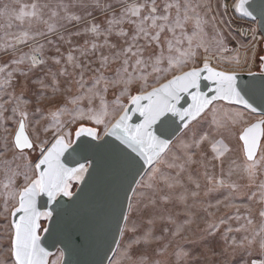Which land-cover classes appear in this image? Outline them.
I'll use <instances>...</instances> for the list:
<instances>
[{
  "label": "rangeland",
  "instance_id": "rangeland-1",
  "mask_svg": "<svg viewBox=\"0 0 264 264\" xmlns=\"http://www.w3.org/2000/svg\"><path fill=\"white\" fill-rule=\"evenodd\" d=\"M237 1L210 0L206 11L209 0H0V264H13L11 213L36 178L41 150L56 136L73 140L79 128L90 127L101 137L132 96L205 63L226 73L260 70L263 38L255 22L238 16ZM153 2L154 15L168 16L156 21L166 25L158 41L151 39L159 31L151 19L140 24ZM168 4L180 5L179 25L177 9ZM133 6L139 16L128 13ZM138 26L148 36L137 34ZM161 52L187 63L157 73L152 58ZM32 56L44 63L33 67ZM167 66V59L159 65ZM17 105L28 116L30 151L13 147ZM259 120L264 117L215 103L176 138L142 177L151 187L136 186L137 211L125 221L108 264H264V134L252 163L239 140ZM214 144L227 149L223 156L217 158ZM61 259L58 251L49 264Z\"/></svg>",
  "mask_w": 264,
  "mask_h": 264
},
{
  "label": "snow or ice",
  "instance_id": "snow-or-ice-1",
  "mask_svg": "<svg viewBox=\"0 0 264 264\" xmlns=\"http://www.w3.org/2000/svg\"><path fill=\"white\" fill-rule=\"evenodd\" d=\"M248 4L249 0H238L234 6L235 11L241 13L243 16H251L252 12L246 7ZM33 7H35V5ZM172 7L177 9L176 23L179 25L180 5H166V9ZM205 7L206 11H211L210 0ZM127 11L130 16L140 15L139 7L133 6L128 8ZM156 11L157 9L153 2L149 14L145 15L140 21V24L143 25L144 21L151 19V26L159 29V31L152 36L151 39L153 41L159 40L160 32H163L166 27V25L157 24L156 21L160 19L164 21L168 20V16L154 15ZM187 11V5H185V20L189 18L187 16ZM72 18L78 19V17ZM129 22L131 23L132 21L130 20ZM109 23H111V21ZM49 30H51V26H49ZM168 30L172 31L170 28ZM90 31L96 32L97 28L93 27ZM139 33L148 36V30L145 27L138 26L137 34ZM121 34L123 35V33ZM135 38L134 36L132 39L135 40ZM168 44L169 50L171 51V42L169 41ZM93 47H95V45ZM133 55H135V53H133ZM182 55H187L190 58L193 53H184ZM30 59L33 67L44 63L43 60H39L35 56H32ZM152 59L153 71L157 73H168L173 69L178 70L187 63L186 60L175 58L171 55L165 57L163 52L155 55ZM165 59L168 61V66L166 68L159 67L161 62ZM72 60L73 57L69 55L68 61L71 62ZM59 62V60H56V63ZM13 63H23V60H14ZM142 63L143 61L138 58L136 64ZM125 64H127V61H125ZM76 67H80V65L77 64ZM2 70L3 69H0V71ZM202 71L208 73L203 79L212 81L216 85L214 89L216 95L209 97L200 91ZM129 76L130 79L126 83H131V74H129ZM139 78L145 81L147 80V76ZM182 94H188L192 101L187 107H178L182 99ZM216 99L229 100L236 104H242L246 108L252 107L248 101L243 98L240 91H238L234 74L213 70L205 63L203 69L194 67L190 70L180 72V74L173 75L171 79L167 80L166 83L161 84L159 87H153L151 91L132 96L130 98V103L134 105V108L131 110L125 108L123 114L119 115V118L116 119L106 135H114L120 144L131 154H135L136 157L142 160L143 164L153 165L162 159V154L171 150L176 134L181 129H184L186 135L187 129L190 127L189 122L194 121L196 117ZM141 101H146L147 103H141ZM73 103H75V101H73ZM13 111L19 112L20 116L18 128L13 137V147L23 152V150L33 147L32 141L26 133V121L28 116L25 111L20 109L19 105H17V108ZM130 111L139 114V123H130L132 120V116L129 115ZM252 111H255V109L252 108ZM89 112H91V109H89ZM169 117L173 118L171 123H169ZM176 117L179 118V124H177L174 119ZM95 122L101 123L102 120L97 117L95 118ZM57 123H59V121H57ZM173 124L177 126L172 127ZM157 125L162 129L159 134L154 130ZM261 125H264V120L244 128L241 132L240 140L243 142V150L248 160L253 159L259 147L261 135L264 134ZM45 131H47V129H45ZM81 135H86L92 140L99 139L98 134L93 129L81 127L76 132V136L80 137ZM201 139H203V137ZM73 145H76V147H73ZM89 147L90 145L87 143L81 145L77 143L76 140H66L63 135H58L54 142L51 143V147H48L46 151L44 149L41 150V157L35 165L37 170L36 178L19 193V206L12 212L13 216L20 214L19 219L14 221L11 225L13 229V235L11 237L13 264H44L46 253L39 245L37 229L41 226L39 223L41 216H51L52 213L50 211L42 213L38 210L37 197L42 195L47 196L48 202H51L61 194L64 196H71L72 193L69 191L71 182L73 180L78 181L82 179V174L87 171V168L83 163H78L75 167H68L62 160V157H64L66 153H76L78 150L79 153H84ZM226 150L227 149L223 148V146L218 147L216 144L213 145V151L216 152L217 158L223 156ZM251 167L252 166H250V168ZM157 171L158 170L154 169L153 178ZM133 183L138 187H151V184H146L142 179H134ZM132 190L136 192L137 188H133ZM133 199V197H128V210L123 216L125 221H129L131 214L137 211L135 204L132 202ZM149 203H152V201H149ZM143 210L146 212L149 211L148 205H145ZM260 215L264 216V211H262ZM210 227L214 226L210 225ZM125 230L126 226L121 229V232L123 233ZM127 230L135 231V228L133 227ZM136 243H140V241L137 240ZM129 247H131V245ZM261 247L264 248V244H262ZM253 264H255V262H253Z\"/></svg>",
  "mask_w": 264,
  "mask_h": 264
},
{
  "label": "water",
  "instance_id": "water-1",
  "mask_svg": "<svg viewBox=\"0 0 264 264\" xmlns=\"http://www.w3.org/2000/svg\"><path fill=\"white\" fill-rule=\"evenodd\" d=\"M246 7L252 12L251 16H243L239 12L236 13L244 20L255 22L259 33L262 35L263 55L260 59L261 67L258 72L229 74L235 75L238 91H240L243 98L252 107L246 108L242 104H236L229 100L216 99L194 121L215 103L236 106L257 116L264 117V0H249V4ZM204 65L198 68L203 69ZM208 67L220 71L210 65ZM207 74L206 71H202L201 73L200 91L211 97L216 95L214 91L216 85L212 81L203 79ZM161 84L156 87H159ZM191 102L188 94H182V99L178 107H187ZM141 103L147 102L141 101ZM125 108L131 110L134 108V105L129 100ZM252 108L255 111H252ZM121 114H123V111ZM129 115L132 116L130 123L140 122L138 113L130 111ZM118 118L119 116L116 119ZM116 119L98 140H92L86 135L77 137L76 132L80 128L75 132L73 140H76L81 145L87 143L90 147L84 153H79L78 150L76 153H66L62 157V160L68 167H75L78 163H83L87 168V171L82 174V179L71 182L69 188V191L72 193L71 196L61 194L51 202H48L47 196L42 195L37 197L38 210L42 213L48 211L52 213L51 216H41L39 223L42 225L41 223L45 222V226L43 229H41V226L37 229L39 245L46 253L44 264H49L50 257L58 251L62 254L60 264H108L116 250L121 229L125 223L123 216L128 210V197H132L134 193L132 189L137 186L133 183V180H141L144 174L155 164H143V161L125 149L114 135H106ZM172 119V117H169V123H171ZM174 119L179 124V118L176 117ZM194 121H190V125ZM260 121L262 120L252 124H257ZM176 126V124L172 125V127ZM83 128L93 129L90 127ZM261 129L263 132V125H261ZM154 130L157 131V134L162 131L159 125ZM184 131V129H181L176 134V138ZM262 138L263 134L261 135L259 147L252 160L247 159L243 150L244 158L247 162L252 163L255 161ZM240 142L243 148V142L241 140ZM49 147H51V144ZM73 147H76V145H73ZM32 148L25 149L23 152L30 151ZM16 150L21 152L19 149ZM73 185H76V187L74 191H71ZM19 215L13 216L11 213V225L19 219Z\"/></svg>",
  "mask_w": 264,
  "mask_h": 264
},
{
  "label": "bare ground",
  "instance_id": "bare-ground-1",
  "mask_svg": "<svg viewBox=\"0 0 264 264\" xmlns=\"http://www.w3.org/2000/svg\"><path fill=\"white\" fill-rule=\"evenodd\" d=\"M261 145V144H260Z\"/></svg>",
  "mask_w": 264,
  "mask_h": 264
}]
</instances>
